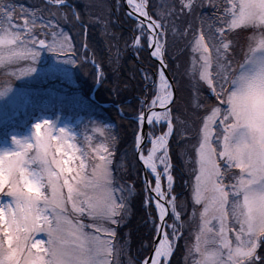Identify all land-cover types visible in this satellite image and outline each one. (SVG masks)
<instances>
[{"label":"snow or ice","instance_id":"obj_1","mask_svg":"<svg viewBox=\"0 0 264 264\" xmlns=\"http://www.w3.org/2000/svg\"><path fill=\"white\" fill-rule=\"evenodd\" d=\"M46 3L49 17L66 19L60 9L67 0ZM126 3L136 19L128 46L137 53L146 47L159 63L158 71L143 72L145 95L135 117L133 155L143 165L142 188L114 174L115 137L80 150L64 129L34 124L31 142L13 138L16 150L0 152V197L8 198L0 202V264H171L181 239L184 264H264V0H162L155 17L151 0ZM206 5L216 9L212 19L195 15V27L189 20L179 29L176 19ZM42 11L0 2V74L7 77L0 95L12 78L35 71L42 51L75 63L71 37ZM72 14L79 20L75 9ZM249 29L237 58L233 37ZM169 35L187 40L190 103L203 110L194 136L188 121L173 116L178 85L167 78ZM22 62L27 67L12 70ZM202 88L216 103L201 96ZM174 135L185 141L179 156L189 177L187 199L175 192ZM145 141L151 145L146 154ZM136 196L158 237L141 260L129 256V234L120 239Z\"/></svg>","mask_w":264,"mask_h":264},{"label":"trees","instance_id":"obj_2","mask_svg":"<svg viewBox=\"0 0 264 264\" xmlns=\"http://www.w3.org/2000/svg\"><path fill=\"white\" fill-rule=\"evenodd\" d=\"M100 1L101 3L97 8L86 4L83 0H67L70 6L60 9L66 15V19H63L62 23L60 19L49 17V6L43 0H34L33 5L25 0H0L5 5H14L17 10H40L37 7L47 10L39 14L44 16L46 20L52 19L57 24L56 31L63 30L71 37L76 60V66L72 68V79L81 96L88 100L93 109L71 114L69 110L63 107L57 113L60 117L69 116L73 120L82 116L85 119L107 124V128L104 130L105 136L116 138L115 144L112 145L114 153L113 172L118 180L134 183L137 191H139L142 188L143 176L141 166L133 155L134 133L137 131L135 117L138 115L140 108L139 100L143 99L145 95L143 72L153 73L158 71V66L149 57L146 47L137 53L128 46L131 37L134 35L133 29L136 20L126 14L123 5H119L117 10L116 3H120L121 0ZM167 2L173 3L174 0H167ZM161 3L162 0H151L150 11H152L154 17L155 8ZM72 9H75L78 13L79 20L73 16ZM214 12H216V9L205 7L203 10L199 8L196 15L212 19ZM19 18L23 20L20 16ZM177 20H175V23H177ZM17 21L18 19H16V23ZM195 25L196 22L193 23L194 27ZM248 31L250 30H246L245 36L251 33ZM182 38L183 41L177 42L174 37L169 35L168 44L169 50L173 48L178 51L179 46L181 48L179 50H182L180 51L181 56H184L188 52L186 48L187 41H184V37ZM242 38L240 36L233 37L237 42L235 51L238 49L239 54L240 46L245 44ZM137 56H139V59ZM88 59H91L94 65L100 69L99 75L96 74L94 66L89 64ZM168 64L167 71L170 78L174 86L178 85L176 87L177 103L173 107V116L175 117L181 110L179 103L184 84L182 85L183 81L178 78L179 70L176 68L171 52L168 55ZM148 84L150 88L151 81ZM91 93H93V100L90 98ZM148 95L150 97L151 93L149 92ZM201 96H206L208 103H216L215 97L211 96L206 88L201 89ZM196 115L194 119H198L200 116L197 112ZM160 131L159 128L156 129V132ZM184 144V140H179L175 135L172 137L171 150L176 177L175 192L181 198L187 199L188 190L184 187V182L189 177L181 171L184 165L179 156L180 148L184 147ZM125 154L126 158H124ZM133 161H135V169H133ZM120 163H123L124 168L118 170L117 165ZM153 215H155L154 209ZM126 233L129 234L130 257L133 260L146 258L149 255L151 241L154 239L155 234L151 222H148V215L143 208L141 196H136L131 201L129 218L120 229L121 242L124 241ZM181 240L178 242V248L172 257L171 264H181L180 259L183 255ZM145 243L148 244V249L142 248V244Z\"/></svg>","mask_w":264,"mask_h":264},{"label":"rangeland","instance_id":"obj_3","mask_svg":"<svg viewBox=\"0 0 264 264\" xmlns=\"http://www.w3.org/2000/svg\"><path fill=\"white\" fill-rule=\"evenodd\" d=\"M25 1L30 3V5H33L34 2V0ZM43 1L46 3V0ZM83 1H85L86 4H90V6H96L97 8L101 3L100 0ZM124 4L126 7H128L126 0H124ZM119 5H123L122 0ZM68 6H70L69 3ZM205 7L213 9L207 5L201 7V9L203 10ZM37 8L40 10L42 9L41 7ZM198 10L199 8L196 10V12ZM126 14L129 16L127 12ZM195 15L196 13H194L193 17L181 16L177 20L176 25L181 31H183L189 20H192V23L196 22L194 18ZM16 19H18L17 23H23V20H20L19 16H17ZM60 22L63 23V19H60ZM169 23L171 24L170 21ZM248 32L250 33L251 30ZM246 33L247 32L245 30L239 34L240 37H243L242 39L244 41ZM190 35L191 34H189V38ZM182 37L183 36H177L174 39L177 42L183 41ZM184 41L187 40L184 39ZM179 49L181 48L178 46V50ZM169 52H171V55L173 56V59L176 63V68L179 70L178 78L183 81L182 85L184 84L182 88L181 101L179 103L181 110L179 111L178 115L183 120L188 121L191 124V129H189V131L192 132V130L195 129L199 123L197 118L194 119L195 116H197L196 112L201 116L203 114V110L196 111L197 109H194L190 103L192 99V88L189 79L184 74L185 68L188 66L189 52L184 54V56H181L182 53L180 51L174 50L173 48H171ZM148 54L149 57L154 61L149 52ZM235 55L237 58H242L241 54L238 53V49L235 51ZM60 59L63 58L61 57ZM60 59H58L52 53L42 51L35 63V71L32 72L31 75L24 76L19 79L12 78L10 90L0 95V152H11L16 150V146L12 143L13 138L19 139L21 141L31 142L33 136V125L42 121H49L52 127L57 131L64 129L69 136V140L67 142L74 144L76 149L90 150L97 148L102 143H104V130L107 128V124H102L91 119H85L82 118V116L73 120L72 117H60L58 115L57 111H61V108L63 107L69 110L71 114H78L83 110L89 111L93 109L88 100L81 96L75 82L72 79V68L76 66V60L74 64H67L63 63ZM88 61L90 62V65L94 66L96 74L99 75V72L97 71L98 67L94 65L91 59H88ZM177 65H179V67H177ZM24 67H27V65L22 62L19 67H14L12 70L19 73L22 70L20 68ZM5 79H7V77H4L2 74H0V82ZM0 90H2V83H0ZM92 95L93 93H91L90 97H92ZM156 134H160V132H156ZM192 135H195V133L192 132ZM86 137L90 139H86ZM97 138L98 140H96ZM188 143L192 142L189 141ZM150 146L151 145L145 141L143 146L145 154L147 152V148ZM183 148L184 147L180 148V151ZM77 155H79L78 152ZM89 163H91V160ZM74 164L78 165L79 160L74 161ZM139 164L141 163L139 162ZM149 179H152L150 175ZM7 199L8 198L6 197H0V202H7ZM191 207L192 206L189 199V211H191ZM184 235L188 236L187 230L185 231ZM181 243L182 249H184L183 239L181 240ZM260 251L264 253V248L260 249ZM130 258L133 259L132 257ZM180 263L184 264L183 255L180 259Z\"/></svg>","mask_w":264,"mask_h":264},{"label":"water","instance_id":"obj_4","mask_svg":"<svg viewBox=\"0 0 264 264\" xmlns=\"http://www.w3.org/2000/svg\"><path fill=\"white\" fill-rule=\"evenodd\" d=\"M122 3H123V5H124L125 11L129 14V13H130V10L128 9V7L125 6V4H124V0H122ZM67 4H68V3H67ZM129 17H131L132 19L136 20V19H135L134 17H132L131 15H129ZM148 52L150 53V50H149V49H148ZM153 59H154V58H153ZM154 61L157 63L158 70H159V63H158V61H156L155 59H154ZM166 71H167V69H166ZM167 78L169 79V81L172 82V79L170 78V75H169L168 71H167ZM91 99H92V100L94 99V98H93V95H92ZM144 131H145V133L147 132V125H145V127H144ZM143 146H144V145H142V147H143ZM140 166H141V170H142V176L144 177V169H143L142 164H140ZM154 239H156L157 242H158V237L155 236Z\"/></svg>","mask_w":264,"mask_h":264}]
</instances>
